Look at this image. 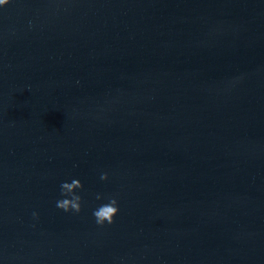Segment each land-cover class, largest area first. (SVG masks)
<instances>
[{
    "label": "water",
    "instance_id": "obj_1",
    "mask_svg": "<svg viewBox=\"0 0 264 264\" xmlns=\"http://www.w3.org/2000/svg\"><path fill=\"white\" fill-rule=\"evenodd\" d=\"M0 264H264V0L0 6Z\"/></svg>",
    "mask_w": 264,
    "mask_h": 264
},
{
    "label": "clouds",
    "instance_id": "obj_2",
    "mask_svg": "<svg viewBox=\"0 0 264 264\" xmlns=\"http://www.w3.org/2000/svg\"><path fill=\"white\" fill-rule=\"evenodd\" d=\"M9 0H0V6L7 5ZM102 180L108 179V173L101 174ZM84 185L80 179H73L71 182H62L60 185L61 195L63 198L57 200L56 207L65 212L79 213L83 208V197L76 190L83 189ZM102 194H97L96 199H102ZM120 211L118 207V200L115 197L110 198L108 203L100 205L93 210V216L96 219V223L104 225L105 222L111 224L114 223V218ZM34 216H38V213H33Z\"/></svg>",
    "mask_w": 264,
    "mask_h": 264
}]
</instances>
